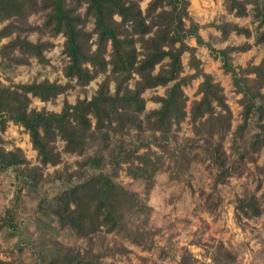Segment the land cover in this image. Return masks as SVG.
<instances>
[{
	"label": "trees",
	"instance_id": "obj_1",
	"mask_svg": "<svg viewBox=\"0 0 264 264\" xmlns=\"http://www.w3.org/2000/svg\"><path fill=\"white\" fill-rule=\"evenodd\" d=\"M141 1L0 0V24H3L0 39L14 35L0 45L3 67L13 69L28 64L33 57L44 64L50 62L45 51L54 43L41 38L32 41L29 34L34 31L63 34V52L68 57L63 68L67 77L64 83L47 78L14 84L0 80V169L11 168L20 179V168L30 163L21 147L8 149L5 146L1 133L9 121L23 126L29 133L37 159L46 166L61 160V152L55 143L58 136L65 140L66 151L82 155L91 141L108 140L111 130L135 127L139 131L159 132L166 138L173 126L189 115L217 169L214 189L228 182L231 176L242 174L245 159L240 157L231 161L224 146L223 140L233 118L224 88L211 73L203 70L196 47L187 40L194 37L198 45L207 46L215 58H220L224 71L231 73L234 85L243 94L244 117L247 119L254 111L263 125L264 59L258 64L235 65L232 53L249 50L251 43L219 49L212 46L200 33L203 25L189 12L190 0H149L145 9ZM249 4L253 5V17L261 28L257 31L256 42L264 43V0L226 1L228 11L238 16L248 14ZM83 5L86 6L84 14L80 11ZM40 12L42 24H31L29 16ZM90 18L94 20V28L87 30ZM207 25L218 27L222 38H227L232 31L247 37L252 34L250 28L235 22H210ZM185 52L190 53L194 73L184 74L182 56ZM101 74L104 78L90 99L80 98L75 103L66 100L60 111L30 107L32 96L43 101L52 100L75 85H88ZM198 76H202L197 89L200 96L192 101L188 111L189 96L184 87ZM157 86L167 87L166 93L152 96L160 106L146 111L147 99L143 94ZM252 145L254 151L264 148V129L255 133ZM114 164L116 169L111 172L101 169L103 157L99 153L78 162L81 176H84L85 168L98 170L67 185L59 193L54 212L61 224L72 219L70 223L92 234L103 229L112 232L126 230L127 216L148 214L151 207L145 200L115 180L120 162L114 160ZM236 214L240 218L262 214L258 196L238 195ZM144 220L146 222L147 217ZM89 237L91 239V235ZM189 256L186 251L180 264H190ZM56 264L65 263L59 260ZM83 264L103 263L91 251H86Z\"/></svg>",
	"mask_w": 264,
	"mask_h": 264
},
{
	"label": "rangeland",
	"instance_id": "obj_2",
	"mask_svg": "<svg viewBox=\"0 0 264 264\" xmlns=\"http://www.w3.org/2000/svg\"><path fill=\"white\" fill-rule=\"evenodd\" d=\"M148 1H141L142 8H146ZM190 1L189 12L203 25L200 33L212 46L219 49L251 43L249 50L232 53L235 65L258 64L264 59V43L256 42L255 38L261 28L253 17L252 4L248 5V14L238 16L228 11L227 0ZM85 8V5L80 8L82 14ZM28 21L41 25L43 14L32 13ZM223 21L248 27L252 34L247 37L232 31L222 38L218 27L207 25ZM93 28L94 20L90 18L86 29ZM13 36L0 39V45ZM29 38L54 43L45 51L50 62L44 64L33 57L28 64L13 69L0 64V80L5 84L46 78L66 82L63 68L68 57L63 52L64 35L34 31ZM187 41L196 47L203 70L211 73L224 88L233 113L224 146L231 161L245 159L242 174L231 176L228 182L214 189L217 169L189 115L175 124L166 138L159 132L139 131L135 127L111 130L108 140L91 141L82 155L66 151L65 140L58 136L55 143L61 160L46 166L37 159L29 133L23 126L9 121L1 133L5 146L21 147L30 163L20 168V179L13 169H0V264H56L59 260L65 264H83L86 251H91L103 264H180L186 251L190 254V264H264V148L254 151L252 145L255 133L264 129L263 122L254 111L247 119L244 117L243 94L234 85L231 73L224 71L220 58H215L207 46L198 45L194 37ZM182 61L184 74L195 72L189 52L183 54ZM103 78L101 74L84 87L75 85L52 100L32 96L30 107L60 111L66 100L75 103L80 98H92ZM201 80L202 76H198L184 87L189 96L188 111L192 101L200 96L197 89ZM166 88L157 86L144 92L146 111L160 106L152 96L164 95ZM141 115L144 117V113ZM96 153L103 157L101 169L106 171L116 169L114 160L119 161L115 180L138 193L151 207L148 214L127 216L126 230L103 229L92 234L70 223L72 219L61 224L54 212L57 196L67 185L96 173L98 169L91 167L82 171L84 176L78 171V162ZM250 194L258 196L262 214L240 218L236 214V197Z\"/></svg>",
	"mask_w": 264,
	"mask_h": 264
}]
</instances>
